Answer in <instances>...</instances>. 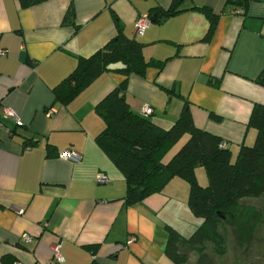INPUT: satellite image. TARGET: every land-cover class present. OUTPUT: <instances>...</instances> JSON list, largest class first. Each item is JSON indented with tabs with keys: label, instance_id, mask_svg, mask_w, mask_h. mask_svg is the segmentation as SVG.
I'll list each match as a JSON object with an SVG mask.
<instances>
[{
	"label": "crops",
	"instance_id": "obj_1",
	"mask_svg": "<svg viewBox=\"0 0 264 264\" xmlns=\"http://www.w3.org/2000/svg\"><path fill=\"white\" fill-rule=\"evenodd\" d=\"M71 1L73 23H66ZM171 2L44 0L23 8L18 0H0V264H49L56 243L62 264H172L167 227L184 237L196 228L183 234L169 221L173 202L182 199L189 210L183 197L173 196L186 191L180 178L138 203L125 202L124 178L96 142L104 122L95 106L124 79L120 72L100 74L69 103L55 97L77 58L116 35L115 19L151 63L143 75L127 78L132 112L141 115L149 105L151 120L168 129L187 106L193 125L225 141L233 159L242 145L253 144L249 117L254 104L264 105V87L255 82L264 68V0L237 6L182 0L179 11L162 16ZM194 6L219 14L211 28ZM149 13L156 20L136 36V18ZM2 107L18 113L23 125L3 118ZM67 149L80 160L60 159ZM97 173L110 183L98 184ZM23 234L34 242L22 244Z\"/></svg>",
	"mask_w": 264,
	"mask_h": 264
},
{
	"label": "trees",
	"instance_id": "obj_2",
	"mask_svg": "<svg viewBox=\"0 0 264 264\" xmlns=\"http://www.w3.org/2000/svg\"><path fill=\"white\" fill-rule=\"evenodd\" d=\"M44 0H18L21 7H28ZM182 0H172L168 9L159 12L169 16L179 11ZM231 5H245L246 0H227ZM209 21V28L219 14L207 6H194ZM72 1L64 15V22L73 23ZM151 20H156L149 13ZM116 35L91 56L77 58L73 71L55 88L54 94L61 103H69L76 94L104 72L118 71L124 79L108 92L95 106L104 122L96 142L126 183L125 202L138 203L160 192L174 177L189 185L188 207L202 221L189 237H184L167 227L168 238L165 254L172 264H185L186 257L179 248L188 247L201 254L206 243L214 253H224V234L220 227H228L238 242L250 243L262 222L261 211L246 198L264 196V105L254 104L248 125L255 129L252 145H242L234 157L227 146L220 148L219 137L197 129L187 106L175 122L164 129L153 122L150 116L131 111L124 92L131 74L143 75L151 65L142 56V43L126 37L115 19ZM255 82L264 87V68ZM184 135L185 143L163 162V154ZM206 173L207 184L199 186L196 169ZM184 250V249H183ZM181 254V256H180ZM90 264H97L92 261Z\"/></svg>",
	"mask_w": 264,
	"mask_h": 264
},
{
	"label": "rangeland",
	"instance_id": "obj_3",
	"mask_svg": "<svg viewBox=\"0 0 264 264\" xmlns=\"http://www.w3.org/2000/svg\"><path fill=\"white\" fill-rule=\"evenodd\" d=\"M185 140L186 136L183 137L180 143L176 144V148L171 152L165 162L169 161L173 157V155L185 143ZM199 170L203 173L202 184L198 182L196 173L197 170L195 172L196 180L199 186H205L207 184L206 173L202 168H199ZM182 181L185 180L182 179ZM184 183L187 185L186 191L183 194H178L173 191V196L177 198L183 197V200H185V203L188 206L187 201L189 196V185L186 181ZM181 201L173 202L174 204H172V206L170 207L173 212H170L169 214V221L177 228H179L181 230L180 232H182L183 234H188L189 231L187 230L190 228V226L196 225V227H198L202 220L200 218H196L193 214H191L189 212L190 209L186 210L184 208L185 206H182ZM244 201L247 204L257 207L261 211L263 216L262 222L257 228L251 242L247 244L238 242L233 236L232 232H230V229L228 227L221 226V233L224 234L225 238L224 253L222 255L214 253V251L212 250V246L208 243L204 245V249L201 254H198L193 250H189L188 247L182 249L179 248V253L181 251V254L186 257L185 264H264V196L261 198H246L244 199Z\"/></svg>",
	"mask_w": 264,
	"mask_h": 264
},
{
	"label": "built area",
	"instance_id": "obj_4",
	"mask_svg": "<svg viewBox=\"0 0 264 264\" xmlns=\"http://www.w3.org/2000/svg\"><path fill=\"white\" fill-rule=\"evenodd\" d=\"M150 23H151V18L149 14L139 15L134 22L135 35L136 36L143 35V33L148 28ZM4 53H5L4 51L0 50V56L4 55ZM152 112H153L152 108L149 105H143L142 110H141L142 115L151 116ZM1 114L3 118L11 120L15 124L16 127H21L23 125L18 113H16L14 110L8 107H2ZM0 128L4 129V126L1 123H0ZM226 146H227V143L225 141H222L220 143V148L225 149ZM59 158L68 160L71 162H78L81 158V154L76 150L67 149L64 152L59 154ZM95 179H96V182L101 185L110 183V180L103 173H97ZM133 240L134 239L130 238L127 243H131ZM20 241L22 242V244H25V245L32 244L34 242L33 237L27 234H23L21 236ZM51 250H52V257L49 260V264H62L63 257L61 255V245L56 243L52 246Z\"/></svg>",
	"mask_w": 264,
	"mask_h": 264
}]
</instances>
